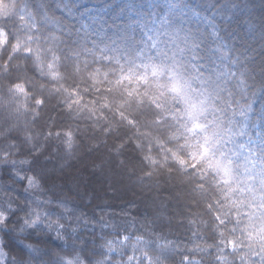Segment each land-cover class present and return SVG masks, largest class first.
<instances>
[{"label": "trees", "instance_id": "1", "mask_svg": "<svg viewBox=\"0 0 264 264\" xmlns=\"http://www.w3.org/2000/svg\"><path fill=\"white\" fill-rule=\"evenodd\" d=\"M133 259L264 264V0H0V264Z\"/></svg>", "mask_w": 264, "mask_h": 264}, {"label": "rangeland", "instance_id": "2", "mask_svg": "<svg viewBox=\"0 0 264 264\" xmlns=\"http://www.w3.org/2000/svg\"><path fill=\"white\" fill-rule=\"evenodd\" d=\"M253 161H254L253 162L254 165H256V161L255 160H253ZM130 264H139V263H138V261L136 259H133V260L130 261Z\"/></svg>", "mask_w": 264, "mask_h": 264}]
</instances>
